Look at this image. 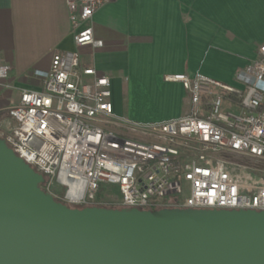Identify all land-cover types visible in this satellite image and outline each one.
Listing matches in <instances>:
<instances>
[{
  "label": "built area",
  "instance_id": "obj_1",
  "mask_svg": "<svg viewBox=\"0 0 264 264\" xmlns=\"http://www.w3.org/2000/svg\"><path fill=\"white\" fill-rule=\"evenodd\" d=\"M74 49L55 51L39 83L21 89L7 110V146L36 172L54 199L73 206L115 186L122 208L264 211V42L237 74L242 89L199 72L166 74L180 82L189 108L162 121L117 115L110 79L80 62L79 48H101L94 13L110 0H64ZM10 66L0 64V87ZM225 101L239 110L224 109Z\"/></svg>",
  "mask_w": 264,
  "mask_h": 264
},
{
  "label": "crops",
  "instance_id": "obj_2",
  "mask_svg": "<svg viewBox=\"0 0 264 264\" xmlns=\"http://www.w3.org/2000/svg\"><path fill=\"white\" fill-rule=\"evenodd\" d=\"M101 48H79L80 62L110 79L117 115L162 121L188 111L180 82L166 74L199 72L242 89L237 74L264 42V0H110L92 18ZM74 49L64 0H0V64L10 68L0 87V132L30 76L47 69L52 53Z\"/></svg>",
  "mask_w": 264,
  "mask_h": 264
},
{
  "label": "water",
  "instance_id": "obj_3",
  "mask_svg": "<svg viewBox=\"0 0 264 264\" xmlns=\"http://www.w3.org/2000/svg\"><path fill=\"white\" fill-rule=\"evenodd\" d=\"M0 139V264H264V211L68 207Z\"/></svg>",
  "mask_w": 264,
  "mask_h": 264
},
{
  "label": "rangeland",
  "instance_id": "obj_4",
  "mask_svg": "<svg viewBox=\"0 0 264 264\" xmlns=\"http://www.w3.org/2000/svg\"><path fill=\"white\" fill-rule=\"evenodd\" d=\"M224 109L231 112H237L239 110L236 106H231L227 101H225ZM3 132H0V136H2ZM94 201L96 203H103V204H112V203L118 204L119 195L117 192V188L115 186L106 187V189L103 192L97 195Z\"/></svg>",
  "mask_w": 264,
  "mask_h": 264
},
{
  "label": "trees",
  "instance_id": "obj_5",
  "mask_svg": "<svg viewBox=\"0 0 264 264\" xmlns=\"http://www.w3.org/2000/svg\"><path fill=\"white\" fill-rule=\"evenodd\" d=\"M0 139H3V137L0 136ZM43 177H44V182H45V181H46V178H45V176H43ZM44 182L40 185L41 188H42ZM42 189H43V188H42ZM56 201H58V202H60V203H62V204H64V205H66V206H68V207H76V208H83V207H85V206H73V205H70V204H68L66 201H63V200H61V199H56ZM97 207H104V208H122V207H120L118 204H115V203H112V204H102V205H97Z\"/></svg>",
  "mask_w": 264,
  "mask_h": 264
}]
</instances>
